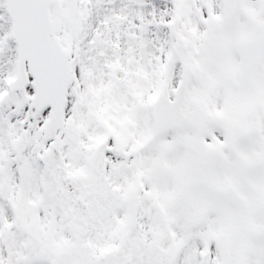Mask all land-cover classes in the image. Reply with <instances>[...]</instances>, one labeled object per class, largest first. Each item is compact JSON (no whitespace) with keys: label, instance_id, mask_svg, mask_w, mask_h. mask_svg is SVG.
<instances>
[{"label":"snow or ice","instance_id":"1","mask_svg":"<svg viewBox=\"0 0 264 264\" xmlns=\"http://www.w3.org/2000/svg\"><path fill=\"white\" fill-rule=\"evenodd\" d=\"M0 264H264V0H0Z\"/></svg>","mask_w":264,"mask_h":264}]
</instances>
